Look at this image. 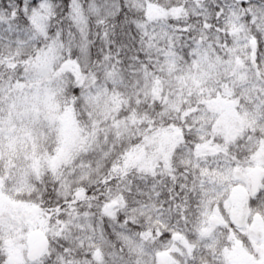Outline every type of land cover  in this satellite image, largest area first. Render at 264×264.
<instances>
[{
  "label": "snow or ice",
  "instance_id": "6c2138e0",
  "mask_svg": "<svg viewBox=\"0 0 264 264\" xmlns=\"http://www.w3.org/2000/svg\"><path fill=\"white\" fill-rule=\"evenodd\" d=\"M0 264H264V0H0Z\"/></svg>",
  "mask_w": 264,
  "mask_h": 264
}]
</instances>
